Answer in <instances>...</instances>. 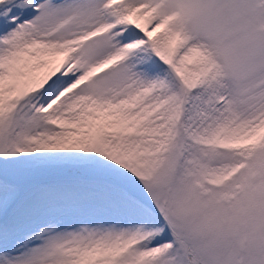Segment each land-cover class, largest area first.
<instances>
[{
	"label": "snow or ice",
	"instance_id": "obj_1",
	"mask_svg": "<svg viewBox=\"0 0 264 264\" xmlns=\"http://www.w3.org/2000/svg\"><path fill=\"white\" fill-rule=\"evenodd\" d=\"M0 264H264V0H0Z\"/></svg>",
	"mask_w": 264,
	"mask_h": 264
}]
</instances>
